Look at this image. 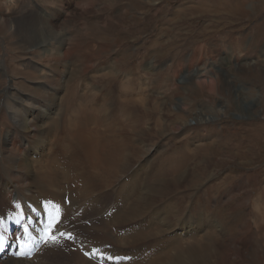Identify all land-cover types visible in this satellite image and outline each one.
<instances>
[{"label":"rangeland","instance_id":"1","mask_svg":"<svg viewBox=\"0 0 264 264\" xmlns=\"http://www.w3.org/2000/svg\"><path fill=\"white\" fill-rule=\"evenodd\" d=\"M68 1L77 0H15L16 9L10 14L0 10V17L6 15L16 26L20 17L30 12L48 20L53 9ZM235 1L104 0L103 5L111 3L104 12L85 18L71 14L69 22L60 28L63 33L80 38L77 51L70 58L85 52L86 58L93 60L94 69L72 83L65 82L66 77L61 74L58 79L63 81L51 86L40 80L47 74L54 77V71L47 73L48 63L37 58L47 46L30 47L23 38L0 33V61H6L5 68L0 64V179L8 177L10 160L4 157L7 151L4 143L15 127L9 113L12 100L2 96L11 77L19 91L34 98L26 101L36 105L35 99H41L53 114L45 121L40 111L37 118L36 124L47 125L46 133L50 134L45 138L40 130L31 139L32 149L28 148L27 153L34 163L40 160L36 150L53 138L44 152L54 158L56 148L58 151L66 148L59 135L65 133L78 139L68 126L83 90L93 96L110 92L114 96L110 110L126 105L140 120L138 134L132 120L125 119L132 147L126 153L129 159L121 183L130 184L134 178L141 185H135L137 196H132L128 206L134 204L132 199L142 195L155 203L171 202L178 206L179 217L184 219L177 222L171 213V222L174 226L183 222L188 226L183 231L177 226L168 233L170 236L175 231L177 234L187 231L186 238L206 235L209 243L217 234L220 245L217 264H264V0H245V15L228 14ZM101 3L96 0L97 9ZM220 4L225 7L222 11L217 10ZM57 19L49 20L56 23ZM34 67L45 73L34 74L40 79L18 76V69L32 71ZM106 72H110V78L104 76ZM19 83L43 90L46 95L30 93L20 88ZM9 92L16 93L12 89ZM122 94L128 95L126 104H121ZM102 100L103 97L101 104ZM53 119L56 124L54 121L52 124ZM135 148H138L136 156ZM187 159L190 161L180 171L178 184L157 182V174L166 173L167 163ZM64 180L71 183L68 176ZM148 183L165 192L156 197L158 192L149 189ZM119 185L114 182L110 192ZM113 197V193L106 196L104 192L99 195L98 206L109 205ZM99 214L97 221L86 220L84 226L92 228L96 224L102 229ZM113 234L120 235L112 229L110 235ZM98 235L109 236L105 231ZM123 251L131 250L123 248ZM67 256L70 255L50 252L42 257V263L68 264Z\"/></svg>","mask_w":264,"mask_h":264},{"label":"bare ground","instance_id":"2","mask_svg":"<svg viewBox=\"0 0 264 264\" xmlns=\"http://www.w3.org/2000/svg\"><path fill=\"white\" fill-rule=\"evenodd\" d=\"M14 1L0 0V10H5L6 14H10L11 11L16 9L15 3L17 2ZM77 1H75L77 5L74 1H68L65 5L61 3L60 8L57 6L56 10L53 9L54 13L50 12L52 16L49 15V17L58 18L56 23H52L49 20L51 18H48V20L43 19L35 12L22 15L18 26L13 24V21L6 15L5 18L0 17V33L3 36L9 37L10 35L11 37L23 38L30 47L47 46L42 50V54L37 55V58L44 59L48 63L49 66L46 67V72L49 73L53 70L54 77L47 74L43 81L42 78L40 80L43 84H50L51 86L52 83H55L58 85L59 83L56 82H62L65 77V82L72 83L79 76L86 75L89 70L94 69L93 60L89 59V56L87 59L85 52L77 53L71 60L70 56L75 53L74 50L77 51L80 38L78 35L70 36L68 32L63 33L60 28L65 27L64 25L69 22V15L71 14L85 18L93 13L104 12L105 8L111 3L107 4L105 2L106 4L103 5L104 3L101 2H104V0H97L102 5H99L100 7L97 9L96 0ZM244 5L245 0H236L235 5L232 4L231 10H228L231 13L228 14L234 15L237 12L244 14ZM224 9L223 4L217 7L218 11ZM212 10L214 9L212 8ZM246 13L248 14V12ZM84 29L82 28L81 31H84ZM2 39L4 38L2 37ZM0 64L1 68L6 67V61L1 60ZM18 71L19 77L25 76L29 79H40L39 76L34 75L36 73L40 76L45 74L37 67H34L32 71L22 72L19 69ZM61 74L63 78L58 79ZM104 76L110 78V72L104 73ZM68 77H71V80H68ZM21 84L19 85L20 88L30 93L36 91L35 93L38 96L46 95L43 90L31 89L23 83ZM9 89L16 91V93H10ZM2 96L5 99L12 100L9 113L13 118L15 127L7 134L4 143V147L7 149L4 157L10 160V164L6 174L8 177L0 179V206L2 205V209L10 208L12 202L15 201L19 207L24 208L22 205L26 204L27 201H37L39 198L63 199L69 195L72 206L67 208L65 221H69L73 216H76L79 209L85 210L83 215L74 219L76 220L75 227L72 229L78 232L81 231L78 235L81 241L79 245H76V248L78 252L86 249L87 253L95 256V258L86 259L81 254L82 252L70 253V256H67L68 264H217L216 260L220 258V245L217 234L212 238L210 236L209 243L206 240L207 238L204 237L206 235H195L192 239H188L186 238L187 231L180 234L175 231L171 236L168 234L174 229L176 230L177 226H181L182 231L188 226V223L185 222L178 223L176 226L171 222V213H174L177 217V222L184 221L179 217L181 212L176 210L177 205H173L168 201V203H155V200H150V198L142 195L132 199L134 204L128 206V202L133 198L132 196H137L134 190L137 180L132 178L130 184L126 181L125 185L121 183L122 175L127 170L126 162L129 159L126 153L132 147L129 143V131L125 125V119L129 117L132 120L134 132L138 134L141 133V131L139 133L140 120L134 113L126 109V105H117L118 109L110 110V102L114 99V96H110V92L106 95L96 94L93 96L89 91L83 90L79 99V107L77 106L69 117L70 124L68 126L73 137L78 139L69 138L65 133L59 135L65 141L66 148H60L59 151L56 148L57 155L54 158L53 155L50 156L44 152L53 138L45 147L36 150L40 160L35 161V163L30 159L27 149H32L31 139L40 130L44 131L45 138L49 137L50 133H46L48 126L36 123L40 111H42L45 121L51 115L53 116L51 109L48 110L46 106H49L43 105L41 99H35L36 105L34 102L26 101V99L32 97L24 94L23 90L19 91L12 77L9 87L3 92ZM101 97H103L102 104L100 103ZM127 97V94L121 95V104H126ZM53 121L55 123V119L52 120V124ZM137 149L135 148V151H133L135 156L138 153ZM52 150L53 148H50V151ZM189 161L187 159L181 162L167 163L166 173L163 175L158 173L155 179L158 183L175 186L182 175L180 171L187 167ZM32 163L35 165H32ZM78 167H81L82 170L78 171ZM61 174L63 175L60 176ZM64 176L69 177L70 184L64 180ZM114 182L120 183L119 191L117 189L110 192ZM126 184L129 185L126 186ZM151 184L148 183V188L158 192L156 197L158 195L162 196L161 193L165 192L164 189L156 190ZM138 187L136 188L139 189ZM96 192L100 196L104 192L106 196L113 193L114 197L109 205L99 207V195ZM137 192L140 193V191ZM73 206H78V208ZM95 212L97 213L96 216H94ZM98 214L102 215L100 223L103 225L102 229H99L100 227L96 224H93L92 228L84 226L82 222L86 220L97 221ZM106 214L108 216L105 218ZM62 228H66V226ZM112 229L120 235H110ZM103 231L109 236L103 235L104 237L99 238L98 233H103ZM97 241H99L98 244H96ZM102 246H104L103 249ZM145 246L148 247L143 249ZM123 248L131 251L125 252ZM50 252L59 255V252L55 253V251L48 250L33 260L10 259L0 262V264H44L45 262L42 263V257ZM56 263L59 264V261Z\"/></svg>","mask_w":264,"mask_h":264},{"label":"snow or ice","instance_id":"3","mask_svg":"<svg viewBox=\"0 0 264 264\" xmlns=\"http://www.w3.org/2000/svg\"><path fill=\"white\" fill-rule=\"evenodd\" d=\"M48 239L50 242H56V238L52 235H49Z\"/></svg>","mask_w":264,"mask_h":264}]
</instances>
